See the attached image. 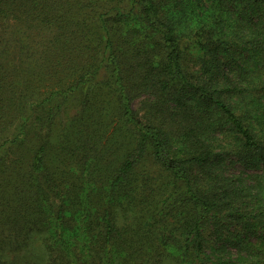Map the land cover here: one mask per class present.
Listing matches in <instances>:
<instances>
[{"label":"trees","instance_id":"trees-1","mask_svg":"<svg viewBox=\"0 0 264 264\" xmlns=\"http://www.w3.org/2000/svg\"><path fill=\"white\" fill-rule=\"evenodd\" d=\"M234 5L245 19V23L235 24L238 36L242 38L245 34L252 42L259 34L257 41L260 39L264 52V0H0V131L14 125L15 120L18 122L25 106L30 104V108L36 101L37 93L33 96V88L29 90L32 83L26 80L23 86L17 60L22 61L19 49L30 52L31 44L23 41L33 42L37 37L42 38L44 62L56 63L66 46L74 47L71 54L76 55L77 63L72 68L77 73L65 90L43 93V101L79 87L96 72L101 73L104 85L112 91L121 143L113 142L107 151L97 153L92 171L99 176V171L109 166L117 147L124 152L123 159L112 169L107 187L100 189L94 185V179L88 180L90 189L84 192L83 211H79L80 192L64 193L51 178L45 142L34 148L29 159L21 152L13 165L2 167L0 163V193L4 171L15 168L26 182L25 189L13 192L14 198H1L0 243L10 239L11 231L25 230L28 235L44 224L53 250L51 264L72 263L60 259V253L64 247L73 246L66 252L74 259L77 257L75 247L80 246V230L93 235L94 244L98 245L93 255L98 264L109 263L115 253L120 258L116 259L119 264H163L168 246L181 253L182 260L202 251L205 222L229 205L235 192L222 171L226 151L217 149L219 143L209 139H219L227 127L236 134L234 152L241 157H251L260 145L243 120V113L236 111L238 103L246 97L239 69L234 70L236 80L228 91L233 93L231 99L221 94V79L214 73L221 54L228 60L234 59L231 51L236 50L235 44L220 27L219 11ZM255 17L261 22L258 26L253 22ZM194 47L201 51V56L195 60L198 67L190 69L187 52L191 55L190 49ZM87 51L89 58L82 59L80 53ZM90 59L96 64L88 63ZM141 94L147 100L143 113L138 114L132 102ZM30 117L31 114L27 119ZM21 119L19 125L4 135L6 144L0 142V162L5 149L30 144L27 140L33 135L26 127L28 121ZM38 119L32 118L31 124ZM260 153L261 150L257 156ZM147 161L160 166L180 188L172 201V205L177 203L179 207L166 206L174 211L181 208L179 218L171 214L178 221L170 224L159 216L153 229L145 232L143 227L133 228L127 238L123 235L125 228L112 219L110 208L114 202L136 198L133 174L142 173L145 169L140 168ZM32 188L38 194L44 189L51 190L56 198L55 217L47 222L49 226L41 221L46 211L43 204L34 194L29 195ZM69 206L76 208L75 220L83 214L82 217H93L94 221H69L72 218ZM59 244L62 246L57 247ZM0 264H5L1 258Z\"/></svg>","mask_w":264,"mask_h":264},{"label":"rangeland","instance_id":"rangeland-1","mask_svg":"<svg viewBox=\"0 0 264 264\" xmlns=\"http://www.w3.org/2000/svg\"><path fill=\"white\" fill-rule=\"evenodd\" d=\"M219 11L222 18H220V27L233 39L235 45H231L236 50L231 51L234 56L232 60H228L223 54L219 56L220 64L214 73L218 74L221 79L219 86L221 94L225 99H231L230 94L233 93L228 91L233 89L232 82L236 80L235 71L239 69V78L243 77L242 85L245 87L246 97L244 102L238 103L236 111L243 113V120L252 129L260 145L256 148V153L253 151L251 157L248 155L241 157L234 152L237 150L236 134L227 127L221 132L219 139H209L211 142L219 143L220 146L217 149L223 148L226 151L223 155L225 166L222 171L225 181L234 189V195L229 205L214 216H210L205 222L202 231L204 244L198 255L195 253L182 260L181 253L174 251L172 246H168L170 247L168 251L164 250L166 254L163 255V264H178L180 259L181 264H264V52L260 49V39L257 41L259 34L252 42L251 38L245 34L242 38L238 36L236 25L241 21L245 23V19L241 18L237 5L225 10L221 8ZM253 22L257 26L261 23L256 17L253 18ZM41 41L42 38L37 37L33 42L29 39L23 41V43L31 44L30 52H27L25 48L19 49L22 61L19 63L17 60L23 86L26 80L32 83L29 90L33 88V96L37 93L36 101L30 108L28 107L30 104L25 106L23 111L25 113L19 117L18 122L15 120L14 125L0 131V142H5L4 135L15 125H19L21 118L26 120L29 114L31 117L27 119L26 127H29L33 136L27 140L30 143L27 147L15 145L5 149L4 146L1 152L3 149L5 152L2 154L3 158L0 163L2 167L5 164L13 165L14 158L21 152L29 159L34 148L39 143L45 142L48 147L46 165L51 178L59 184L58 187L63 189L64 193L68 190L80 192L79 211H83L84 192L90 189L88 180L91 182L94 179L96 181L94 185L104 189L112 178L110 177L113 173L112 169L124 156L122 155L124 152L115 145L113 150L116 147L117 150L111 156L110 164L105 171H99V176H97V171L95 173L92 171L93 157L97 153L107 151V147L113 142L121 143L119 141L121 133L115 111L116 104L111 97L110 87L104 85L101 73L97 72L79 87L72 88L65 94L56 93L49 100L43 101L46 93L65 90L76 72L72 68H75L77 63L76 55L71 54L75 51L74 47L66 46L60 51L62 56L56 63L44 62ZM190 51L191 55L187 52L188 65L190 69L197 68L198 62L196 63L195 60L200 58L201 51L197 47L191 48ZM89 53L88 51L81 52L80 57L89 58ZM88 63L96 64L93 59H90ZM230 66L233 70L229 68ZM146 100L145 94L133 99L132 105L138 114L143 113ZM35 117L39 119L31 124L32 118ZM260 150V156H257ZM142 169L145 170L139 175L134 176L133 174L135 181L132 183L136 189L133 194L137 193L136 198L114 202L110 208L112 219L119 227L125 228L123 233L125 237L133 233V228L143 227L145 232L153 229L154 221H159V216L170 224L178 221L171 214H176L179 218L181 208L174 211L173 207L166 206L172 205L173 199L180 193V188L174 185L168 174L157 164L147 161L142 164L140 170ZM96 179H103L105 182L101 183ZM179 187L182 186L179 185ZM25 188L26 182L17 174L15 168L4 171V187L0 193V201L2 197L14 198L13 192ZM34 191L32 188L29 195L34 194L35 198L37 197V200L43 204L46 211L41 221L48 225V221H54L56 198L51 190L44 189L39 194ZM176 204L172 206L179 207ZM75 209L73 206L67 207L72 217L69 221H79V219L94 221L93 217H82L83 214H79L75 220ZM98 212L97 210L95 212L96 219H98ZM83 226L85 227V222ZM47 229L44 224H40L28 235L25 230L9 232L10 239H3L0 243L1 260L5 264H51L53 250L48 244L50 238ZM5 235V233L1 234L2 237ZM78 236L80 246L75 247L77 257L74 259L67 254L68 249L73 248L71 246L70 248L64 247L60 253V259L70 261L71 264H98L93 255L98 247L94 244L93 235L80 230ZM56 246L61 247L62 245ZM147 249L150 250L151 245ZM116 255L117 253L113 254L112 260L107 264H112L113 260V264H119L116 259L120 258Z\"/></svg>","mask_w":264,"mask_h":264}]
</instances>
